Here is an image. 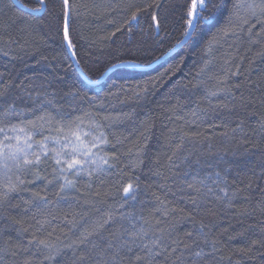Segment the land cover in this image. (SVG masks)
I'll use <instances>...</instances> for the list:
<instances>
[{
    "label": "trees",
    "instance_id": "trees-1",
    "mask_svg": "<svg viewBox=\"0 0 264 264\" xmlns=\"http://www.w3.org/2000/svg\"><path fill=\"white\" fill-rule=\"evenodd\" d=\"M17 1L0 0V91L5 93L0 113L13 103L19 113L3 123L46 114L62 123L79 117L81 134H91L84 135L86 141L105 133L109 143L99 154L115 167L105 166L91 177L86 171L69 173L75 187L64 192L63 181L53 179L51 153L41 157L39 179L35 169H14L13 179L20 175L25 183L0 205V264H73L74 252L82 255L84 246L61 247L54 260L45 261L47 251L29 241L35 236L69 244L109 213L114 219L92 238L101 246L110 233L138 228L146 220L153 229H165L166 238L170 234L182 244L195 239L208 254L200 264H264V134L258 128L264 117V23L249 18L243 30L218 37L209 52L208 41L227 26L225 11L195 41L170 53L181 38L184 0H70L73 55L63 38L62 17L56 15L60 0H49L44 13L31 11L37 0ZM137 9L138 20L126 23ZM153 14L161 20L160 29L151 26ZM205 61H210L207 67ZM227 68L240 72L228 80L232 96L211 97L210 91L222 87L217 78L223 79ZM149 80L154 81L149 92L137 96L135 86ZM240 120L244 132L231 133ZM95 123L103 127L94 131ZM54 127L45 124L33 139L56 135ZM243 139L259 147L241 146ZM55 146L48 142L49 148ZM33 150L39 151L35 144ZM129 181L139 187L126 195L121 189ZM194 181L199 193L186 186ZM225 188L228 197L220 191ZM164 209L175 211L165 216ZM73 215L75 227L68 222ZM41 220L49 222L40 227ZM200 223L203 235H197ZM188 232L194 236L187 237Z\"/></svg>",
    "mask_w": 264,
    "mask_h": 264
},
{
    "label": "snow or ice",
    "instance_id": "snow-or-ice-1",
    "mask_svg": "<svg viewBox=\"0 0 264 264\" xmlns=\"http://www.w3.org/2000/svg\"><path fill=\"white\" fill-rule=\"evenodd\" d=\"M38 7L31 9L35 13H44L49 10V0H37ZM229 0H184L183 7V30L181 32V38L176 41V46H183L187 43H191L197 39V37L202 32L205 26H208L211 22L216 21L217 15H222L225 11L229 12L227 19V26L221 27L218 31L211 37L208 41L207 50L211 51V46L218 43V37H225L231 31L235 34L237 28L243 30L242 25L247 24L249 18H257L258 23H264V0H233L231 2V8H228ZM22 7H27L26 5H21ZM155 6L158 8L159 3ZM241 10H244L247 14L246 16H241ZM71 5L70 0H60V12L56 14L58 17H62V34L64 40L67 41L69 49L75 55V45H73L72 40L69 35V18H70ZM140 9L132 12L130 18L126 23L131 24L133 21L138 20ZM152 27L156 29L161 28L160 18L153 14L151 17ZM235 21H240L236 24ZM264 32V28L261 29ZM249 34H251V29H249ZM171 51V49L169 50ZM7 55V53H5ZM231 57L225 60V64L230 63ZM243 59V57H241ZM210 61H205V67H207ZM203 71V69H201ZM239 68L235 71L232 68H227L224 70L223 79L217 78V84L222 85L218 87L216 91H210L209 95L211 97L217 96L219 92H224L225 94L232 96V87L228 85V80L231 75H239ZM154 81H144L137 84L135 87L139 88L140 91L135 94L139 96L142 93L147 94L150 87ZM239 88L240 85H235ZM4 91H0V96H3ZM241 102H243V97H241ZM210 107H213L210 105ZM221 108H227V104L219 105ZM204 115H207L206 109L200 110ZM11 115H19L15 111V104H9L3 113H0V134H2V139H0V205H3L10 193L15 192L19 189L20 185H23L25 181L21 179L20 175H15L13 179V170L16 172H21L22 170H32L35 169L33 175L35 178H40V165L43 163L41 157H47L51 153V159L54 161L55 167L53 168V179L63 183L60 184V192L72 189L75 187V181L69 179L68 174L78 175L81 171H86L89 177L93 176L96 172L104 171L105 166L107 168L115 167V165L109 163V158L99 154L102 145L109 143L105 133L103 131H98L95 136H92L90 140L86 141L83 137L88 134H81L80 128L83 121L77 117L76 120L62 123L56 120L49 114L44 116H39L35 120H30L27 122L21 121L19 124L7 125L3 121ZM193 117H198L196 112L191 113ZM104 119H108L105 117ZM45 124L52 125L55 127L52 129L56 135L46 136L41 140H34L33 136L36 132L43 131ZM103 125L95 123L93 130H99ZM258 128L261 134H264V117L258 122ZM244 132V121L240 120L236 124L235 128H231L229 131L231 133H236L237 131ZM11 132L13 135H8ZM246 135V134H245ZM224 136L229 139H234V136H229V132H225ZM183 140V137H181ZM53 141L55 147L49 148L48 142ZM250 139H243L241 141V146L245 144H250ZM33 144H35L39 151L33 150ZM252 148H257L259 145L257 143H251ZM96 149V151H93ZM249 149L245 148L247 152ZM111 159H118L115 155ZM142 163V161L140 162ZM138 166V165H133ZM219 176V173H217ZM123 179V175L120 176ZM52 183V181H49ZM188 188L193 189L199 193L200 188L197 187V182L189 183L186 185ZM139 187L138 184H133L129 181L126 185L122 186V191L126 195H131L135 189ZM212 192V189H208ZM223 197H228V190L221 189ZM235 190L232 195L235 196ZM95 195L99 196L100 193L96 192ZM218 197V198H223ZM157 199H159L157 197ZM163 205V202H161ZM196 204V201H192ZM171 211L164 209L163 214L165 216L169 215ZM179 211H183L180 209ZM67 219V216L64 217ZM54 219V218H53ZM83 219V217H81ZM113 216L109 213L102 219V222H94V224L89 228L86 227L80 233L79 237L69 244H61L57 241L43 240L37 237H33L29 244H35L37 248H43L47 251V255L44 256L45 261H52L60 253L61 247L66 248H79L84 246L86 251L79 256L75 255L73 264H200V261L204 260L206 254L198 242L193 239L191 244L183 243L179 240H173L169 236L165 237V229L156 227L153 229L152 225L148 224V221H144L138 228L132 227L123 228L117 232L110 233L109 237L105 239L104 244L98 245L92 239L94 236H99L104 226L113 220ZM143 220V217H141ZM47 220L39 221L40 227H43ZM73 227L76 226L77 221L75 215L68 221ZM19 223V221H17ZM161 222L156 221L159 225ZM205 225L203 223L199 224L201 230L197 235H203L202 230ZM170 229L175 228L174 224L169 225ZM23 231H27L24 229ZM151 234V235H150ZM187 237H193L194 233H185ZM216 245L215 242L212 243V251L215 252ZM2 251V250H0ZM25 264H28L26 261ZM239 264V262H237Z\"/></svg>",
    "mask_w": 264,
    "mask_h": 264
},
{
    "label": "water",
    "instance_id": "water-1",
    "mask_svg": "<svg viewBox=\"0 0 264 264\" xmlns=\"http://www.w3.org/2000/svg\"><path fill=\"white\" fill-rule=\"evenodd\" d=\"M15 2H17V3H18V1H17V0H15ZM67 45H68V44H67ZM179 47H180V46H176V47H175V48H174V49H173V50H172L170 53L174 52V51H175V50H177ZM71 52H72V51H71ZM170 53H169V54H170ZM169 54H168V55H169Z\"/></svg>",
    "mask_w": 264,
    "mask_h": 264
}]
</instances>
